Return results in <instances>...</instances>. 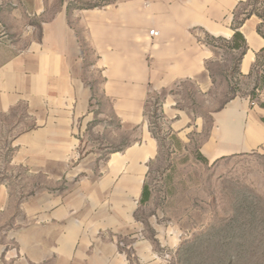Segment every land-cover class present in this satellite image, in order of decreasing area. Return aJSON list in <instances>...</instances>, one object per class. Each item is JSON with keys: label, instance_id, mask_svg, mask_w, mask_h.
Here are the masks:
<instances>
[{"label": "rangeland", "instance_id": "rangeland-1", "mask_svg": "<svg viewBox=\"0 0 264 264\" xmlns=\"http://www.w3.org/2000/svg\"><path fill=\"white\" fill-rule=\"evenodd\" d=\"M57 1L0 0V69L36 47L42 24L59 11ZM253 10L263 13L264 0H249L237 20ZM231 83L220 79L205 93L193 89L187 103L175 96L177 108L202 112L235 97L257 99L264 53L253 78ZM166 96L150 95L138 126L102 119L93 109L89 122L79 120L77 147L66 154L27 152L21 138L37 122L26 99L0 111V188L7 193L0 198V245L26 260L21 248L38 254L36 229L66 226L70 217L63 216L72 212L79 251L108 246L100 259L111 263L264 264V160L206 159L199 149L207 134H198L192 119L170 120ZM131 178L142 180L135 192Z\"/></svg>", "mask_w": 264, "mask_h": 264}, {"label": "crops", "instance_id": "crops-1", "mask_svg": "<svg viewBox=\"0 0 264 264\" xmlns=\"http://www.w3.org/2000/svg\"><path fill=\"white\" fill-rule=\"evenodd\" d=\"M247 1H57L59 11L42 24L36 47L0 69V111L26 99L29 115L37 122L22 135L27 152L66 154L77 147L79 120L89 122L93 109L102 119L109 115L122 126H138L150 95L165 93L164 112L170 120L192 119L198 134H207L199 149L206 159L264 160V87L257 99L235 97L204 112L178 109L181 100H175L187 103L193 89L205 93L220 79L230 86L232 78L250 79L260 71L263 21L255 15L237 20ZM151 31L159 36L152 37ZM237 32L244 39L240 49L232 48ZM193 130L185 129L187 134ZM141 182L128 180L134 192ZM4 197L7 193L0 188ZM72 215L63 216L70 217L66 226L36 229L38 254L32 256L28 246L21 248L26 260H15L0 245V264H50L51 259L53 264H115L100 259L108 246L100 245L89 255L85 248L79 251ZM45 235L50 236L48 243Z\"/></svg>", "mask_w": 264, "mask_h": 264}, {"label": "trees", "instance_id": "trees-1", "mask_svg": "<svg viewBox=\"0 0 264 264\" xmlns=\"http://www.w3.org/2000/svg\"><path fill=\"white\" fill-rule=\"evenodd\" d=\"M248 3H249V0L247 1L246 4H248ZM253 15L257 16L262 21H264V12L260 13L258 10H253V12L251 14L247 15L245 19H247V18H249V17H251ZM245 19H243V21ZM243 21L241 23H239V25H241L243 23ZM261 28H262V24L259 27V33L264 37V34L261 32ZM241 42H244V39H243L242 35L239 32H237L235 34L234 40L232 42L233 43L232 48L240 49L242 47ZM146 192H147V188L145 187L144 194H145V197L147 198L148 197V193L146 194Z\"/></svg>", "mask_w": 264, "mask_h": 264}, {"label": "built area", "instance_id": "built-area-1", "mask_svg": "<svg viewBox=\"0 0 264 264\" xmlns=\"http://www.w3.org/2000/svg\"><path fill=\"white\" fill-rule=\"evenodd\" d=\"M150 35H151L152 37H158V36H159V32H157V31H151V32H150Z\"/></svg>", "mask_w": 264, "mask_h": 264}]
</instances>
